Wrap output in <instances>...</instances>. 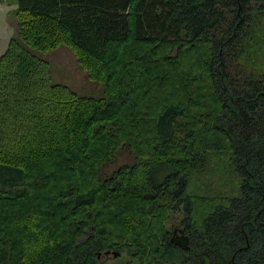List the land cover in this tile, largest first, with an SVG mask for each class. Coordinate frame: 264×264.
I'll return each instance as SVG.
<instances>
[{"label":"trees","instance_id":"obj_1","mask_svg":"<svg viewBox=\"0 0 264 264\" xmlns=\"http://www.w3.org/2000/svg\"><path fill=\"white\" fill-rule=\"evenodd\" d=\"M7 2L0 264H264V0ZM59 46L101 98L52 84Z\"/></svg>","mask_w":264,"mask_h":264},{"label":"rangeland","instance_id":"obj_2","mask_svg":"<svg viewBox=\"0 0 264 264\" xmlns=\"http://www.w3.org/2000/svg\"><path fill=\"white\" fill-rule=\"evenodd\" d=\"M0 3L4 4L6 7H9L8 13L6 9L3 8L4 15L3 11H0V45L7 44L8 46L11 36L13 37L16 33V21L12 14V11L16 8V6L9 5L7 0H0ZM5 17L7 18L8 24L10 25V31L5 24ZM35 55L47 63V72L52 84H60L65 86L79 96L92 97L95 99L102 97L101 84L90 81L87 78L83 68L80 67L76 62L74 52H72L69 48L65 46H59L54 51ZM131 163L132 160L130 159L129 154L126 151H122L114 163L107 165L102 169L101 174H109L117 167ZM0 170H2L0 171V190H4L10 194L20 191V175L17 169L0 168ZM181 218L182 216L180 214H176L167 224L171 234L173 231H176V236H180L178 232L183 231V229L180 227ZM100 260L101 264H139L137 260L132 259L126 253H121L117 257L101 256Z\"/></svg>","mask_w":264,"mask_h":264},{"label":"water","instance_id":"obj_3","mask_svg":"<svg viewBox=\"0 0 264 264\" xmlns=\"http://www.w3.org/2000/svg\"><path fill=\"white\" fill-rule=\"evenodd\" d=\"M178 233L180 236H176L177 232H175V233H173V235H171L170 240H169L170 244L174 245L175 247L179 248L182 251L188 250V248H189L188 236L185 235L182 231H179ZM109 255H111L112 257H117V256H119V253L109 252V251L103 253V256H109ZM100 257H101V254H98V258H100Z\"/></svg>","mask_w":264,"mask_h":264},{"label":"crops","instance_id":"obj_4","mask_svg":"<svg viewBox=\"0 0 264 264\" xmlns=\"http://www.w3.org/2000/svg\"><path fill=\"white\" fill-rule=\"evenodd\" d=\"M3 8L6 9V11H7V13H8L9 7H6L4 4L0 3V11H1V12L3 11V15H4V10H3ZM0 14H1V13H0ZM5 18H6V17H5ZM5 24L7 25L8 29H9V31H10V25L8 24L7 18H6V22H5ZM11 37H12V36H11ZM6 48H7V44H1V45H0V50L2 49L1 52H0V56L3 54V52H5Z\"/></svg>","mask_w":264,"mask_h":264},{"label":"flooded vegetation","instance_id":"obj_5","mask_svg":"<svg viewBox=\"0 0 264 264\" xmlns=\"http://www.w3.org/2000/svg\"><path fill=\"white\" fill-rule=\"evenodd\" d=\"M175 232H176V231H173V232H172V235H173V233H175ZM182 232H183V231H182ZM183 233H184V232H183Z\"/></svg>","mask_w":264,"mask_h":264}]
</instances>
